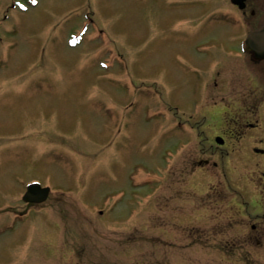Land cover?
I'll return each instance as SVG.
<instances>
[{
    "label": "rangeland",
    "instance_id": "rangeland-1",
    "mask_svg": "<svg viewBox=\"0 0 264 264\" xmlns=\"http://www.w3.org/2000/svg\"><path fill=\"white\" fill-rule=\"evenodd\" d=\"M165 5L0 0V264H194L197 251V264H204L208 249L186 248L195 243L187 240L196 234L190 230L194 223L204 234L214 227L212 219L200 226L211 209L207 197L218 196L227 181L235 185L230 201L239 218L263 207L242 187L244 176L232 158L222 173L211 160L195 163L196 169L188 163L194 157L220 160L223 152L215 156V145L183 138L164 108L165 100H189L167 93L165 79L173 85L191 74L178 54L185 22L179 16L166 22ZM88 18L81 43L69 46L67 37ZM185 85L174 87L181 92ZM260 156L254 152L249 162L258 163ZM178 164L187 173L195 170L197 178V185L192 177L183 189L206 194L200 220L197 209L181 210L176 225L178 217L153 195L170 189L162 178ZM33 179L58 192L30 209L19 196ZM179 186L177 180L172 189ZM16 207L30 211L29 218L14 217ZM221 209L218 202L212 213L220 218ZM247 229L246 236L256 233ZM213 251L208 264L224 263Z\"/></svg>",
    "mask_w": 264,
    "mask_h": 264
},
{
    "label": "flooded vegetation",
    "instance_id": "flooded-vegetation-1",
    "mask_svg": "<svg viewBox=\"0 0 264 264\" xmlns=\"http://www.w3.org/2000/svg\"><path fill=\"white\" fill-rule=\"evenodd\" d=\"M163 10L166 22L179 16L186 30H192L178 41L190 77L173 85L165 80L169 94L189 100L167 101L168 111L191 125L200 143L215 145L216 151L249 140L254 151L264 156V149L257 147L264 145V59L241 49L242 40L264 27V0H168ZM181 83L187 89L179 92L175 87ZM250 131L257 134L248 137ZM210 160L216 164L212 158L194 157L191 165L210 164ZM259 172L264 184V169ZM259 216L260 225L253 226L258 233L239 237L238 251H229L237 252L238 264H264V212Z\"/></svg>",
    "mask_w": 264,
    "mask_h": 264
},
{
    "label": "water",
    "instance_id": "water-1",
    "mask_svg": "<svg viewBox=\"0 0 264 264\" xmlns=\"http://www.w3.org/2000/svg\"><path fill=\"white\" fill-rule=\"evenodd\" d=\"M257 36H258L257 38L258 43L260 44V47L258 50H260V54L264 56V33L258 34ZM256 47H258L257 44H256ZM46 194H47V189L32 188L28 192V196L30 200H35V201L42 200L46 196Z\"/></svg>",
    "mask_w": 264,
    "mask_h": 264
},
{
    "label": "bare ground",
    "instance_id": "bare-ground-1",
    "mask_svg": "<svg viewBox=\"0 0 264 264\" xmlns=\"http://www.w3.org/2000/svg\"><path fill=\"white\" fill-rule=\"evenodd\" d=\"M77 45H78V44H77ZM77 45H76V46H77Z\"/></svg>",
    "mask_w": 264,
    "mask_h": 264
}]
</instances>
